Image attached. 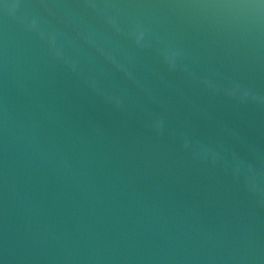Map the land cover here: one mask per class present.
Listing matches in <instances>:
<instances>
[{
    "label": "water",
    "instance_id": "obj_1",
    "mask_svg": "<svg viewBox=\"0 0 264 264\" xmlns=\"http://www.w3.org/2000/svg\"><path fill=\"white\" fill-rule=\"evenodd\" d=\"M0 264H264V0H0Z\"/></svg>",
    "mask_w": 264,
    "mask_h": 264
}]
</instances>
